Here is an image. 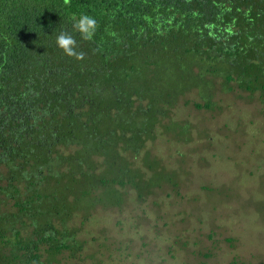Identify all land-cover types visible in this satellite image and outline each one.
Returning a JSON list of instances; mask_svg holds the SVG:
<instances>
[{
    "label": "trees",
    "instance_id": "16d2710c",
    "mask_svg": "<svg viewBox=\"0 0 264 264\" xmlns=\"http://www.w3.org/2000/svg\"><path fill=\"white\" fill-rule=\"evenodd\" d=\"M234 90L264 102V0H0V264H71L98 210L177 187L148 143Z\"/></svg>",
    "mask_w": 264,
    "mask_h": 264
},
{
    "label": "rangeland",
    "instance_id": "374dc122",
    "mask_svg": "<svg viewBox=\"0 0 264 264\" xmlns=\"http://www.w3.org/2000/svg\"><path fill=\"white\" fill-rule=\"evenodd\" d=\"M189 98L174 109L179 123L148 143L179 185L98 210L71 264L264 263V102L240 90L210 108Z\"/></svg>",
    "mask_w": 264,
    "mask_h": 264
},
{
    "label": "clouds",
    "instance_id": "9594fccd",
    "mask_svg": "<svg viewBox=\"0 0 264 264\" xmlns=\"http://www.w3.org/2000/svg\"><path fill=\"white\" fill-rule=\"evenodd\" d=\"M72 28L75 32L79 33L81 39L93 41L98 28V22L93 16L82 13L78 17H72ZM56 44L66 55L75 56L77 59L83 58V53L76 51L77 41L72 33L61 31L56 37Z\"/></svg>",
    "mask_w": 264,
    "mask_h": 264
}]
</instances>
